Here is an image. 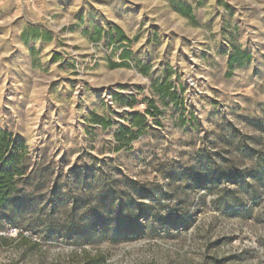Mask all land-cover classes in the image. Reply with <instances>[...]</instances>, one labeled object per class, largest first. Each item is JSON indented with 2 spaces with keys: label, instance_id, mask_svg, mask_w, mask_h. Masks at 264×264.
Returning <instances> with one entry per match:
<instances>
[{
  "label": "rangeland",
  "instance_id": "obj_1",
  "mask_svg": "<svg viewBox=\"0 0 264 264\" xmlns=\"http://www.w3.org/2000/svg\"><path fill=\"white\" fill-rule=\"evenodd\" d=\"M0 131L60 223L104 161L190 223L77 246L7 215L0 264H264V0H0Z\"/></svg>",
  "mask_w": 264,
  "mask_h": 264
},
{
  "label": "trees",
  "instance_id": "obj_2",
  "mask_svg": "<svg viewBox=\"0 0 264 264\" xmlns=\"http://www.w3.org/2000/svg\"><path fill=\"white\" fill-rule=\"evenodd\" d=\"M105 121L100 118L94 120L106 128ZM142 124L143 119L136 116L134 126ZM126 135L133 136L131 129L120 138L121 142L128 144L131 139ZM23 153L24 148L9 141V135L0 131V232L5 228L3 223L9 215L13 221L21 218L35 221L36 229L32 228V231L43 239H64L77 246H95L105 241L120 245L137 238L154 237L166 225L190 226L187 219L171 220L170 216H163L159 197L126 177L117 179L105 161L98 170H88L89 174L84 177L77 175L76 188L81 193H73L70 206H64L65 220L60 223L54 216L61 207L62 196L58 197L59 200L53 197L47 203L39 201L40 182L37 184V179L44 171L29 173V158ZM57 190L58 184H54L52 196H57ZM147 198L149 203L144 202ZM102 259L97 256L87 261L91 264Z\"/></svg>",
  "mask_w": 264,
  "mask_h": 264
}]
</instances>
